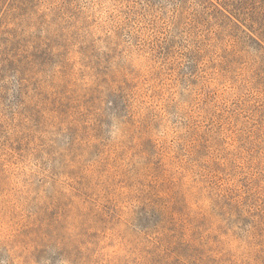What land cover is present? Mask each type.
<instances>
[{"label":"rangeland","instance_id":"374dc122","mask_svg":"<svg viewBox=\"0 0 264 264\" xmlns=\"http://www.w3.org/2000/svg\"><path fill=\"white\" fill-rule=\"evenodd\" d=\"M0 264H264V0H0Z\"/></svg>","mask_w":264,"mask_h":264}]
</instances>
